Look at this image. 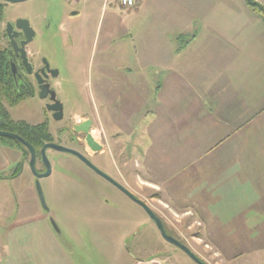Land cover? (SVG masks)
<instances>
[{
    "label": "rangeland",
    "instance_id": "1",
    "mask_svg": "<svg viewBox=\"0 0 264 264\" xmlns=\"http://www.w3.org/2000/svg\"><path fill=\"white\" fill-rule=\"evenodd\" d=\"M239 1L137 0L131 13L116 6L113 0L2 3L6 7L0 47L8 49L4 39L8 21L27 19L31 23L36 31V39L28 49L31 62L39 67L41 59H46L58 70L55 86L65 105L66 118L76 124L88 117H95L98 122L99 130L94 136L98 140L103 137L106 147L102 155L90 158L92 164L146 203L162 220L168 234L207 264L219 261V255L209 244L208 226L193 206L173 203V200L179 201L178 194L173 191L172 198L163 187L166 178L165 183L179 191L187 188L197 194L202 191L209 199L216 195L217 188L210 185L209 190L208 184L197 179L199 161H193L196 157L193 153L203 144L196 141L198 126L194 124V130L181 136L180 140L165 141L169 151H165L164 157L157 158L164 166L159 169L162 170L160 173L158 167L152 171L151 157L147 163L145 156L150 148L144 149L138 134L147 135L146 124L156 117L157 109L163 110L166 101L172 103L170 100H174L179 107V89L171 84L166 89L163 86L175 65L199 85L201 94L208 92L218 100L228 96L223 89L227 73L231 72L229 81L232 83L234 78L242 80L241 74L237 75L225 60L227 56L232 58L241 53L249 38L248 31L253 28L248 27L243 10L238 8L241 6ZM140 2L141 6L135 10ZM89 5H92L89 10L93 18L87 20L84 13ZM85 23L89 30L82 52L81 43L68 38V33H72H63L61 25L83 27ZM96 41L100 44L99 50L92 54ZM180 54L183 57L178 59ZM194 55L199 60L194 59ZM203 55L222 57L220 61L214 58L204 61ZM182 99V112L188 117L196 115L198 119L197 109L195 112L188 106L189 99L184 92ZM106 102L112 103L108 110H105ZM5 106L14 121L30 125L48 123L54 144L77 149L76 144L69 143L68 137L59 132L65 123L49 117L46 102L38 95L16 108ZM206 111L211 112L208 108ZM190 121L194 123V117ZM48 158L52 174L39 181L47 207L45 209L40 203L42 214L49 216L51 224L52 220L56 223L59 240L75 248L76 262L84 256L87 264H149L152 258L159 256L165 258L161 260L166 264H197L184 251L164 240L142 206L84 165L78 157L51 151ZM181 163L186 167L180 178L186 182L191 174L193 185L178 180L182 171L177 172V168ZM38 166L45 168L42 159L37 161V170ZM21 172L22 167L17 173ZM215 177L222 179L223 176ZM153 181L159 187L152 184ZM20 182L33 183L38 193L37 179L29 163ZM13 187L11 185V192ZM23 188L26 189V185H20L19 193ZM259 245L260 249L264 248L263 238ZM231 262L224 264H233ZM236 263L255 264L250 258H239Z\"/></svg>",
    "mask_w": 264,
    "mask_h": 264
},
{
    "label": "crops",
    "instance_id": "2",
    "mask_svg": "<svg viewBox=\"0 0 264 264\" xmlns=\"http://www.w3.org/2000/svg\"><path fill=\"white\" fill-rule=\"evenodd\" d=\"M113 1L120 6L118 0ZM259 1L264 5V0ZM239 3L241 6L238 8L243 10L248 27L253 28L248 29L249 38L241 53L234 54L232 58L227 56L225 60L237 71V75L241 74L242 80L234 78L232 83L229 81L231 72L227 73L223 89L228 96L218 100L208 92L201 94L199 85H195L190 75L175 65L163 86L166 89L171 84L179 89V107L174 100H170L172 103L166 101L163 110L157 109L156 117L146 124L147 135L138 134L144 149L147 151L150 148L145 156L147 163L151 157L152 163L151 160L149 163L152 171L158 167L160 173L162 170L159 169L164 166L157 158L164 157L165 151H169L165 141L180 140L181 136L194 130V124L198 126L196 141L203 144L193 153L196 156L193 161H199L197 179L208 184L209 190L210 185L217 188L216 195L209 199L202 191L198 194L197 191L190 192V188L179 191L165 183V177L163 187L172 198L174 192L178 194L179 201L173 200V203L189 208L193 206L200 213L201 220L208 226L209 244L219 255L217 264L231 261L237 264L239 258H250L255 264L264 262V248L260 249L259 245V240L264 239V24L245 1L240 0ZM90 6L84 13L87 20L93 18ZM126 11L131 13L134 10ZM88 30L86 23L83 27L61 25V31L71 32L68 38H75L73 41L81 43V48L87 42L85 37ZM110 34L113 37V31ZM99 45L97 41L94 42L92 54L98 52ZM177 57L180 59L183 56L180 54ZM208 57L203 55L202 59L220 61L222 56ZM197 58L194 55V59L199 60ZM183 92L189 99L188 106L195 112L197 109L198 119L196 115L188 117L182 112ZM111 104L106 102L105 110L110 109ZM206 108L211 112L208 113ZM193 117L195 121L191 123ZM26 157L20 148L0 140V264H87L84 256L76 262L75 248L59 240L49 216L42 214L41 202L33 183L20 182L28 163ZM180 165L177 172H182L178 180L184 183L185 180L180 177L186 164ZM20 167L22 172L17 173ZM12 170L14 173L11 177ZM38 170L45 172L44 167L38 166ZM218 175L223 176L222 179L215 177ZM187 177L188 185L194 183L191 174ZM19 184L23 187L26 185L22 193H19ZM152 184L157 185V182L153 181ZM11 185H14L13 192ZM207 206V211H203Z\"/></svg>",
    "mask_w": 264,
    "mask_h": 264
},
{
    "label": "water",
    "instance_id": "3",
    "mask_svg": "<svg viewBox=\"0 0 264 264\" xmlns=\"http://www.w3.org/2000/svg\"><path fill=\"white\" fill-rule=\"evenodd\" d=\"M2 2L10 3V4H18V3H24L30 0H0ZM6 33L8 35L9 40L11 41V46L14 49V53L17 57L20 58L22 65L26 69L28 74L33 73V65L30 62L27 46L32 44L36 38V31L32 27L31 23L27 19H19L15 23L8 22L6 25ZM24 35L26 40L22 41L20 44L16 41L20 35ZM11 69L13 72V75L16 77L18 74V68L17 64L11 59ZM44 63L46 64V69H49V63L44 59ZM42 73L45 74V69L42 70ZM54 78H58L59 72L58 70L53 71ZM37 78L39 79V83H42V78L39 75V72L37 73ZM41 93L40 98L42 100H45L49 97V94H51L50 98V104L47 105V109L49 112H52L54 115V119L56 121H60L64 117V105L63 103L58 99V95L56 91L47 92V89L45 87H41ZM93 122L91 120H88L86 122H83L81 124L74 126V131L77 134H83L86 136V142L88 146L91 148V150L95 153L101 152L104 147L99 144L94 136L91 133V127ZM0 138H9L11 140H14L19 146H21L23 149H25L27 153L26 160L28 161L30 168L32 170V173L35 175L37 179V191L39 195V199L44 206L45 209L46 203L44 199V194L42 191V188L40 186V180L46 177H49L52 174V166L48 158V151H58L62 153H67L70 155H73L75 157H78L81 161H83L91 170H93L95 173H97L99 176L107 180L108 182L112 183L114 186H116L119 190H121L124 194H126L129 198H131L134 202L139 204L144 208L146 213L149 215L151 220L157 225L162 237L164 240H166L169 244H172L182 251H184L194 262L197 264H207L203 260H201L198 256H196L190 248H188L186 245L182 244L180 241H178L176 238L170 236L164 226V223L162 220L152 211V209L143 201L139 200L137 197H135L133 194H131L126 188H124L122 185L117 183L114 179H112L110 176L105 174L103 171H101L99 168H97L95 165H93L85 156L78 153L75 150L62 147L60 145L49 143L46 144L43 149L41 150V158L44 163L46 171L44 173H39L37 170V161H38V153L36 152L35 148L29 144L27 141H25L21 136L6 132L0 130ZM30 158V160H28ZM52 226L54 229L59 232L56 223L52 220Z\"/></svg>",
    "mask_w": 264,
    "mask_h": 264
},
{
    "label": "trees",
    "instance_id": "4",
    "mask_svg": "<svg viewBox=\"0 0 264 264\" xmlns=\"http://www.w3.org/2000/svg\"><path fill=\"white\" fill-rule=\"evenodd\" d=\"M0 1V30L1 24L4 21V12L6 5ZM248 8L263 21L264 24V7L257 3L256 0H246ZM12 54L0 47V130L11 132L21 136L25 141L31 144L38 155H41V149L47 143L53 141L52 134L46 123L41 125H30L24 121H14L6 105L10 109L16 108L23 101L33 97L29 92H19L12 80L11 67L9 57ZM0 140L11 143L20 148L27 156L25 149L19 146L14 140L9 138H0Z\"/></svg>",
    "mask_w": 264,
    "mask_h": 264
},
{
    "label": "flooded vegetation",
    "instance_id": "5",
    "mask_svg": "<svg viewBox=\"0 0 264 264\" xmlns=\"http://www.w3.org/2000/svg\"><path fill=\"white\" fill-rule=\"evenodd\" d=\"M9 22V21H8ZM15 23V22H14ZM7 25V23H6ZM6 25H5V29H4V39L6 40V43H7V46H8V49L7 51H9L12 55L9 57V61L12 59L16 64H17V68H18V74L17 76L15 77L13 75V72H12V69H11V76H12V80L14 82V85L16 87V89L19 91V92H29L31 94H33V96H36L38 95L40 97V93H41V87H45L47 89V92H51V91H56L57 92V89H56V86H55V81L57 80V78H54L53 76V71H55L56 69H54L52 67V65L49 64V69H46V64L44 63V59H41V64L39 67H35L34 64L31 62V59H30V55H29V47L31 46V44L29 46H27V51H28V55H29V59H30V62L32 63L33 65V73L32 74H28L26 69L24 68V66L22 65V62L20 60L19 57H17L14 53V49L13 47L11 46V41L9 40L8 38V35L6 33ZM36 39V38H35ZM26 40L25 36L22 34L20 35V37H18V39L16 40L19 44ZM10 67H11V62H10ZM45 69V74L42 73V70ZM39 72V75L40 77L42 78V83H39V79L37 78V73ZM51 94H49V97L47 99H45L44 101L46 102V106L48 104H50V96ZM57 95H58V92H57ZM59 99V97H58ZM60 100V99H59ZM64 105V103H63ZM49 117L51 119H54V115L52 112H50L49 114ZM88 120H91L93 122L92 124V127H91V133L92 135L94 136V132L99 130V127H98V122L97 120L95 119V117H88L86 119H84L83 121H80L78 124H81L83 122H86ZM72 119L71 118H66V113H65V105H64V117L62 120H60L59 122H64L65 123V126L63 128H61L59 130V132L61 134H65L66 137H68L69 139V143L73 144V145H77V149H73V148H69V149H72V150H75L77 151L78 153L82 154L83 156H85L89 161H90V158H94L98 155H102L105 151V144H104V139L103 137L98 140L95 136V140L101 144L104 149L99 152V153H95L91 150V148L88 146L87 142H86V136L83 135V134H77L75 131H74V126L75 125H78L74 122H71ZM50 129V125L48 123H46ZM51 132V130H50ZM52 134V133H51ZM54 141L50 142V143H53ZM49 144V143H47ZM46 145V144H45ZM44 145V146H45ZM43 146V147H44ZM61 146V145H60ZM64 147V146H62ZM65 148H68V147H65ZM43 149V148H42ZM41 149V150H42ZM51 151L53 150H50L48 151V155L49 153H51ZM104 151V152H103ZM103 152V153H102ZM75 157V156H73ZM77 158V157H76ZM41 155L39 156L38 155V160H41ZM78 159V158H77ZM82 162V161H81ZM91 162V161H90ZM84 165H86L84 162H82ZM92 163V162H91ZM87 166V165H86ZM88 167V166H87ZM89 168V167H88ZM46 171V169H45ZM179 241V240H178ZM182 243V242H181ZM183 244V243H182ZM158 258H152L150 260V263L149 264H166L167 262L166 261H162L161 259H165V258H161L159 256H157Z\"/></svg>",
    "mask_w": 264,
    "mask_h": 264
},
{
    "label": "built area",
    "instance_id": "6",
    "mask_svg": "<svg viewBox=\"0 0 264 264\" xmlns=\"http://www.w3.org/2000/svg\"><path fill=\"white\" fill-rule=\"evenodd\" d=\"M123 9L131 10L136 7L137 0H118Z\"/></svg>",
    "mask_w": 264,
    "mask_h": 264
},
{
    "label": "bare ground",
    "instance_id": "7",
    "mask_svg": "<svg viewBox=\"0 0 264 264\" xmlns=\"http://www.w3.org/2000/svg\"><path fill=\"white\" fill-rule=\"evenodd\" d=\"M96 133V132H95ZM96 136H97V134H96ZM99 137V136H98Z\"/></svg>",
    "mask_w": 264,
    "mask_h": 264
}]
</instances>
